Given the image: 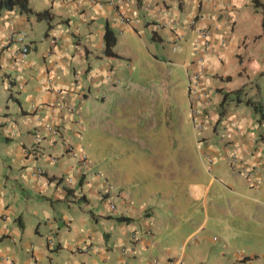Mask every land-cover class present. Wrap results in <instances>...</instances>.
I'll return each instance as SVG.
<instances>
[{
	"label": "crops",
	"instance_id": "1",
	"mask_svg": "<svg viewBox=\"0 0 264 264\" xmlns=\"http://www.w3.org/2000/svg\"><path fill=\"white\" fill-rule=\"evenodd\" d=\"M28 2L33 11L47 9L50 19L37 21L14 9L0 10V264H234V258L251 263L254 251L224 259V238L212 250L216 254L212 260L197 261L183 242L218 219L220 195L211 192L214 182L224 184L219 192L227 189L233 195L229 208L234 215H244L248 209L246 221L253 226L264 223L260 218L264 119L244 102L240 110L229 111L224 103L217 107L210 100L214 91L219 103L222 92L241 88L245 94L237 106L248 97L264 105L257 98L264 81V0ZM105 24L112 29L115 44L126 32L170 45L176 54L164 62L185 72L192 123H200L211 134L201 137L204 149L197 147L196 156L204 163L203 157L210 155L209 167L216 170L220 166L213 162L229 158L231 163L233 158L239 168L236 173L223 170L224 181L216 176L201 181L195 179V171H181L189 176L182 180L172 172L169 182L183 196L181 204L154 200L163 195L164 187L147 186L145 198L137 205L120 191L121 201L113 211L91 208L90 199L101 200L100 192L80 171L65 143L79 148L82 108L89 104L99 109L104 104L103 89L115 87L114 67L125 51L104 54ZM202 28L208 30L205 41L198 34ZM19 32L25 34L28 46L24 56L20 55L23 43L15 37ZM175 42L178 47L172 49ZM194 76L192 94L188 80ZM167 78L171 84L170 69ZM61 102L70 107L54 116L48 104ZM50 125L54 132L46 131ZM216 138L221 148L213 144ZM36 168H41L40 175L35 174ZM69 174L81 175L76 185L64 179ZM234 198L245 210L234 205ZM172 216L189 224L181 244L175 235L164 234L165 222ZM203 239L201 235L195 240L197 252Z\"/></svg>",
	"mask_w": 264,
	"mask_h": 264
},
{
	"label": "rangeland",
	"instance_id": "2",
	"mask_svg": "<svg viewBox=\"0 0 264 264\" xmlns=\"http://www.w3.org/2000/svg\"><path fill=\"white\" fill-rule=\"evenodd\" d=\"M125 47L131 51L127 52ZM113 49L125 51L121 52L123 58H118L119 61L114 67L117 74L115 87L103 89L104 104L99 109L89 104L82 108L81 125L84 130L79 129L81 136L76 138L79 148L67 141L73 147L72 152L77 158L75 163L79 164L80 171L93 183V187L95 185V189L105 196L101 200L91 198V208L98 212L107 211L109 204L114 206L112 209L117 208L119 200L121 201L118 195L120 191L126 192L127 200L137 205V201L145 198L147 186L156 189L159 186L164 187L163 195L154 197V200L159 199L163 203L170 200L181 204L184 202L183 196L179 195L177 188L169 182L172 172L182 180L189 179V176L181 171H195V179L201 181H206L211 176L223 180L222 176L226 175L223 172L236 173L239 168L233 158L231 163L229 158L213 162L214 165L218 163L220 166L219 170H216L209 167L211 156L205 155L204 163L210 168L207 170L199 156H196L197 147L204 149L201 137H210L211 134L208 130L199 129L197 122L192 123L189 99L185 91L187 87L185 72L179 66H170L164 62L167 57L176 54L172 53L170 45L153 42L146 37L139 39L123 32ZM169 69L172 74L171 84L167 78ZM221 97L222 95L219 101ZM257 98L264 101L263 80ZM210 100L217 107L222 103H218L216 91L212 93ZM243 102L244 100L237 106L235 100L228 98L223 102V107L229 111L240 110V107L244 106ZM217 131L222 133V128L218 127ZM212 142L217 148L222 147L219 138ZM82 153L86 164L77 161ZM78 178H81L80 174L78 176L69 174L64 177L69 184L75 185ZM237 180L245 184L240 176H237ZM222 185L224 186L222 183L217 185L214 182L211 190L220 195L218 219L213 223L209 221L204 229L192 233L183 242L186 252L191 256L194 254L197 261L212 260L216 255L213 253L215 246L224 238L227 242L224 259L228 255L239 253L250 256L254 251L256 257L250 258L251 263L247 261L242 263L234 258V264H264V223L253 226L252 221H246L248 209L244 215H234L229 208V201L233 200L231 198L233 195L230 196L227 189H224V193L219 192ZM98 195L100 196L99 193ZM234 200H236L233 202L234 205L241 204L237 198ZM244 206L242 204L239 207ZM112 209L108 210L113 211ZM191 210L195 211L192 208ZM260 218H264V212H261ZM221 219L225 222L223 223ZM195 220L198 221V218ZM165 223L166 236L175 235L179 242L185 239L189 224L173 216ZM201 235H204L205 239L202 241L201 251L197 252L193 246Z\"/></svg>",
	"mask_w": 264,
	"mask_h": 264
},
{
	"label": "trees",
	"instance_id": "3",
	"mask_svg": "<svg viewBox=\"0 0 264 264\" xmlns=\"http://www.w3.org/2000/svg\"><path fill=\"white\" fill-rule=\"evenodd\" d=\"M16 10L20 14H24L27 17L33 16L35 20H46L50 19V13L47 9H43L41 11H33L30 6L28 0H0V10ZM49 26V25H48ZM103 52L105 55L112 56L114 55L113 46L115 44V36L108 24H105L103 29ZM245 92L243 89L238 88L233 91L222 92L221 101L225 102L228 98L230 100L240 101V96L244 95ZM244 103L249 105L252 110L258 114L259 119H264V105L259 101L251 100V98H245ZM121 218H119L120 220ZM247 257L243 258L246 259Z\"/></svg>",
	"mask_w": 264,
	"mask_h": 264
},
{
	"label": "built area",
	"instance_id": "4",
	"mask_svg": "<svg viewBox=\"0 0 264 264\" xmlns=\"http://www.w3.org/2000/svg\"><path fill=\"white\" fill-rule=\"evenodd\" d=\"M122 21H126V22H128V18H126V17H121L120 18ZM198 34H199V36L202 38V40H206V37H207V35H208V30H207V28H202V29H198ZM23 38H24V36H23V34L22 33H18L17 35H16V40L17 41H22L23 40ZM178 46H177V44H176V42L173 44V46H172V49H176ZM26 52V46L25 45H23L22 46V48H21V51H20V53H21V55L23 56L24 55V53ZM195 78H196V76H194V78H193V80L192 79H190V80H188V82L190 81H192V85H189V87H188V90L189 91H191L192 93L193 92H195ZM69 106L70 105H68V104H65V103H53V104H48V109L51 111V112H53V115L55 116L56 115V112H59L60 110H62V109H69ZM58 118H57V116L55 117V119H54V121L56 122V120H57ZM52 122V121H51ZM197 125V127L199 128V129H201V125H200V123H197L196 124ZM47 130H49V131H54L53 130V127L50 125V126H47ZM36 139V138H35ZM70 149V148H69ZM80 161H81V163L82 164H86V161H85V156H84V154H81L80 155ZM37 174H40L41 173V170L39 169V168H37V170L35 171ZM69 181H71V178H69L68 179ZM109 207L112 209L114 206L112 205V204H110L109 205Z\"/></svg>",
	"mask_w": 264,
	"mask_h": 264
},
{
	"label": "clouds",
	"instance_id": "5",
	"mask_svg": "<svg viewBox=\"0 0 264 264\" xmlns=\"http://www.w3.org/2000/svg\"><path fill=\"white\" fill-rule=\"evenodd\" d=\"M20 33V32H19ZM18 33H16V35H17ZM23 34V36H24V38H23V40L20 42V41H17V42H19V43H23L22 45H21V48H22V46L23 45H25L26 46V51H27V48H28V46H27V44H25L24 43V39H25V34L24 33H22ZM16 35H15V37H16ZM21 48H20V51H21ZM26 53V52H25ZM24 53V54H25ZM20 55H21V53H20ZM22 56V55H21ZM24 56V55H23ZM61 103H63V102H61ZM70 107V106H69ZM62 110H64V109H62ZM66 110V109H65ZM53 127V130H54V126H52ZM45 129H47V126H46V128ZM46 131H49V130H46ZM49 132H54V131H49ZM36 138V139H35ZM34 141L35 142H38L39 141V137H37V136H34ZM65 146H66V149H67V151H69V152H71L72 154H74L73 152H72V150H73V147L69 144V143H65ZM70 148V149H69ZM83 154V153H82ZM78 161H80V158L78 159ZM86 161V160H85ZM81 162V161H80ZM40 170H41V168H39ZM37 170V168L34 170V172ZM35 174L36 175H40V174H37L36 172H35ZM100 194V198L101 199H103V198H105V196L102 194V193H99ZM110 205V204H109ZM109 207V206H108ZM110 208V207H109ZM114 208V207H113ZM111 209V208H110ZM112 210H114V209H112Z\"/></svg>",
	"mask_w": 264,
	"mask_h": 264
}]
</instances>
